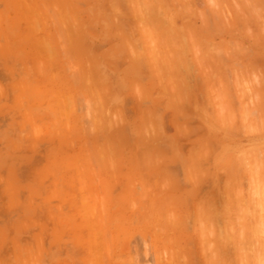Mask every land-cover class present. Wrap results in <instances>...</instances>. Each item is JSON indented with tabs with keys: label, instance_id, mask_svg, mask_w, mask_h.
Instances as JSON below:
<instances>
[{
	"label": "rangeland",
	"instance_id": "obj_1",
	"mask_svg": "<svg viewBox=\"0 0 264 264\" xmlns=\"http://www.w3.org/2000/svg\"><path fill=\"white\" fill-rule=\"evenodd\" d=\"M257 260L264 0H0V264Z\"/></svg>",
	"mask_w": 264,
	"mask_h": 264
},
{
	"label": "bare ground",
	"instance_id": "obj_2",
	"mask_svg": "<svg viewBox=\"0 0 264 264\" xmlns=\"http://www.w3.org/2000/svg\"><path fill=\"white\" fill-rule=\"evenodd\" d=\"M200 226H202V225H200ZM200 232H201V231H200ZM208 257H209V256H208ZM213 260H214V259H213ZM258 260H259V259H258ZM258 260H257L256 264L259 263ZM261 260H262V259H261ZM260 263H261V262H260Z\"/></svg>",
	"mask_w": 264,
	"mask_h": 264
}]
</instances>
